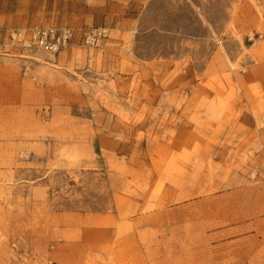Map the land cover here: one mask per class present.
Here are the masks:
<instances>
[{"label":"rangeland","instance_id":"374dc122","mask_svg":"<svg viewBox=\"0 0 264 264\" xmlns=\"http://www.w3.org/2000/svg\"><path fill=\"white\" fill-rule=\"evenodd\" d=\"M51 26L1 37L0 264H264V0H0Z\"/></svg>","mask_w":264,"mask_h":264},{"label":"built area","instance_id":"2783aa9c","mask_svg":"<svg viewBox=\"0 0 264 264\" xmlns=\"http://www.w3.org/2000/svg\"><path fill=\"white\" fill-rule=\"evenodd\" d=\"M5 36L12 44L24 48H35L47 53L58 54L68 48L75 40L74 30L70 27L51 26L32 30H0V56L3 54L4 45L1 37ZM107 30L98 29L87 32L83 37V45L93 46L98 39L106 37Z\"/></svg>","mask_w":264,"mask_h":264}]
</instances>
